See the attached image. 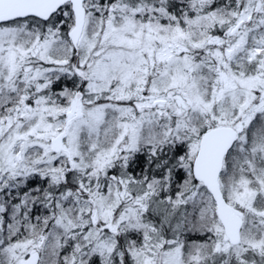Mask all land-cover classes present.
Masks as SVG:
<instances>
[{
	"label": "snow or ice",
	"instance_id": "6c2138e0",
	"mask_svg": "<svg viewBox=\"0 0 264 264\" xmlns=\"http://www.w3.org/2000/svg\"><path fill=\"white\" fill-rule=\"evenodd\" d=\"M0 264H264V0H0Z\"/></svg>",
	"mask_w": 264,
	"mask_h": 264
}]
</instances>
